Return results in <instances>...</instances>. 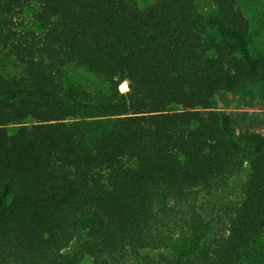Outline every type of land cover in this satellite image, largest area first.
<instances>
[{"label":"trees","instance_id":"16d2710c","mask_svg":"<svg viewBox=\"0 0 264 264\" xmlns=\"http://www.w3.org/2000/svg\"><path fill=\"white\" fill-rule=\"evenodd\" d=\"M205 2L0 0V264H264V128L215 107L264 50Z\"/></svg>","mask_w":264,"mask_h":264},{"label":"rangeland","instance_id":"374dc122","mask_svg":"<svg viewBox=\"0 0 264 264\" xmlns=\"http://www.w3.org/2000/svg\"><path fill=\"white\" fill-rule=\"evenodd\" d=\"M140 7H145L154 0H137ZM203 10L207 9L205 0H199ZM239 4L244 10L246 16L250 19L251 30L253 34V42L251 49L264 50V0H239ZM32 9H27L24 12L23 24L25 28H35L38 26L32 18ZM0 70L6 76H13L22 73L23 67L15 60V58L5 49L0 47ZM69 74H74L77 81H85L84 77L91 78L92 74L84 72V75L78 69L70 68ZM127 83V82H126ZM128 87L121 92H126ZM215 107L217 109H225L230 111L232 124L236 129L242 127L264 128V91H259L257 88L253 90L242 91L237 94H230L220 91L215 97ZM238 180L230 187L229 199H234ZM222 196V195H221ZM223 202L224 199H220ZM203 209V214L206 212ZM185 231L183 232V234ZM188 235V231H186ZM90 258L84 259L80 264H92Z\"/></svg>","mask_w":264,"mask_h":264}]
</instances>
